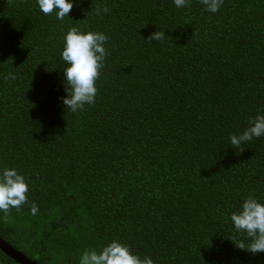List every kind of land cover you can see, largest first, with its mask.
<instances>
[{
	"label": "trees",
	"instance_id": "16d2710c",
	"mask_svg": "<svg viewBox=\"0 0 264 264\" xmlns=\"http://www.w3.org/2000/svg\"><path fill=\"white\" fill-rule=\"evenodd\" d=\"M69 16L0 0V167L29 181L0 237L38 264H78L112 239L156 264H264L228 218L249 193L264 199V136L228 141L264 112V0L215 13L200 0H74ZM73 25L109 36L95 103L75 113L61 103ZM0 264L20 263L0 249Z\"/></svg>",
	"mask_w": 264,
	"mask_h": 264
},
{
	"label": "clouds",
	"instance_id": "9594fccd",
	"mask_svg": "<svg viewBox=\"0 0 264 264\" xmlns=\"http://www.w3.org/2000/svg\"><path fill=\"white\" fill-rule=\"evenodd\" d=\"M204 9L215 13L219 10L223 0H200ZM189 0H173L176 8H184ZM38 9L45 15L54 12L57 20H63L69 16L73 8L74 0H36ZM108 8H96L95 13L100 15L107 12ZM70 17V16H69ZM165 33L152 32L148 39L162 40ZM109 36L102 31L84 30L78 25L70 26L63 33V47L60 57L64 62L63 75L66 95L61 98V103L67 111L77 112L84 106L95 103L97 95V78L104 66L107 55L106 42ZM5 80L15 79L14 73H7ZM264 136V112L258 111L249 118L247 126L239 133H232L228 137L230 146L234 149L254 137ZM242 150V149H241ZM29 181L24 173L13 166L0 167V213L5 216L9 209H20L27 202ZM38 205L31 203L29 213L36 215ZM233 228L242 237L236 246L247 250L252 254L264 252V199H260L249 193L244 196L235 210L228 217ZM78 264H156L155 260L148 255L141 257L131 250L130 246L120 240L112 239L107 244L96 248L84 249L78 258Z\"/></svg>",
	"mask_w": 264,
	"mask_h": 264
},
{
	"label": "water",
	"instance_id": "95a60500",
	"mask_svg": "<svg viewBox=\"0 0 264 264\" xmlns=\"http://www.w3.org/2000/svg\"><path fill=\"white\" fill-rule=\"evenodd\" d=\"M0 249L13 258L16 262L20 264H38L37 261H34L27 256H25L21 251L14 248L12 245H10L7 241H5L3 238L0 237Z\"/></svg>",
	"mask_w": 264,
	"mask_h": 264
}]
</instances>
